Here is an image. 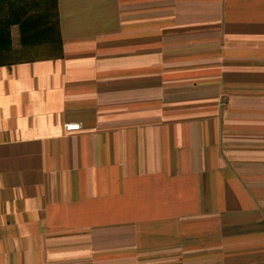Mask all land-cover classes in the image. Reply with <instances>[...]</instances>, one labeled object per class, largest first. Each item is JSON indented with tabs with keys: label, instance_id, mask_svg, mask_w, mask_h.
<instances>
[{
	"label": "crops",
	"instance_id": "crops-1",
	"mask_svg": "<svg viewBox=\"0 0 264 264\" xmlns=\"http://www.w3.org/2000/svg\"><path fill=\"white\" fill-rule=\"evenodd\" d=\"M54 12L0 66V264H264V0Z\"/></svg>",
	"mask_w": 264,
	"mask_h": 264
},
{
	"label": "trees",
	"instance_id": "trees-1",
	"mask_svg": "<svg viewBox=\"0 0 264 264\" xmlns=\"http://www.w3.org/2000/svg\"><path fill=\"white\" fill-rule=\"evenodd\" d=\"M55 0H0V66L13 58L60 55ZM17 26L20 50L13 49L11 27ZM37 41V47L30 42Z\"/></svg>",
	"mask_w": 264,
	"mask_h": 264
},
{
	"label": "built area",
	"instance_id": "built-area-1",
	"mask_svg": "<svg viewBox=\"0 0 264 264\" xmlns=\"http://www.w3.org/2000/svg\"><path fill=\"white\" fill-rule=\"evenodd\" d=\"M65 131L70 132V131H78L80 129V125H65Z\"/></svg>",
	"mask_w": 264,
	"mask_h": 264
},
{
	"label": "rangeland",
	"instance_id": "rangeland-1",
	"mask_svg": "<svg viewBox=\"0 0 264 264\" xmlns=\"http://www.w3.org/2000/svg\"><path fill=\"white\" fill-rule=\"evenodd\" d=\"M21 59V58H20Z\"/></svg>",
	"mask_w": 264,
	"mask_h": 264
}]
</instances>
